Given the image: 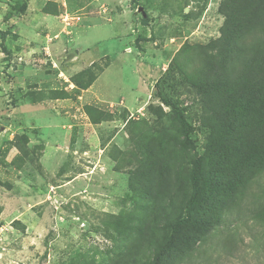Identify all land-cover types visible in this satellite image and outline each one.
<instances>
[{"label":"rangeland","instance_id":"obj_1","mask_svg":"<svg viewBox=\"0 0 264 264\" xmlns=\"http://www.w3.org/2000/svg\"><path fill=\"white\" fill-rule=\"evenodd\" d=\"M158 255L264 264V0H0V264Z\"/></svg>","mask_w":264,"mask_h":264},{"label":"trees","instance_id":"obj_2","mask_svg":"<svg viewBox=\"0 0 264 264\" xmlns=\"http://www.w3.org/2000/svg\"><path fill=\"white\" fill-rule=\"evenodd\" d=\"M134 4L137 3V0H131ZM160 101L167 107L170 108L171 113L176 120L177 124L179 125L181 132L183 134L184 139L186 140V144L194 151H196V144L193 140V126L188 121L184 111L181 109V107L178 105L177 102H175L173 99L166 97L164 95H158ZM202 158H200L197 155L196 161L194 162V171H193V181H194V193L191 198L189 207H188V214L184 216V218H180L178 222L176 223L177 227H182L184 224H186L189 220V217L192 216L195 210V206H197L199 202L201 187H202ZM177 238V237H176ZM159 262V264H167L163 263L164 257L161 255L156 257V262Z\"/></svg>","mask_w":264,"mask_h":264}]
</instances>
